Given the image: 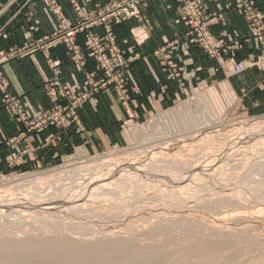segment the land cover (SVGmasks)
Listing matches in <instances>:
<instances>
[{
	"label": "rangeland",
	"instance_id": "1",
	"mask_svg": "<svg viewBox=\"0 0 264 264\" xmlns=\"http://www.w3.org/2000/svg\"><path fill=\"white\" fill-rule=\"evenodd\" d=\"M111 1L124 5L127 0H107L104 4L97 5L96 10L89 14H83L77 3H75V6L79 8L77 12L78 21L74 25H68L75 26L79 23L85 29V32L78 34L75 38V43L79 47L80 52H68L66 46L57 45L49 50L40 49L34 54L43 53L50 63L52 61L50 59V51L61 46L66 51V58L76 65L84 66L88 60H92L94 68L92 72L85 75L84 82L92 73H98L97 65H99V69H110L112 71L118 66L120 57L124 56L117 43V29L128 22H136L134 19L123 20L120 24L113 22L114 26L111 24L114 45L107 52H88L86 48L87 32H91L97 37H102L104 32H106L105 27L100 25L103 15L101 13L104 11V5ZM150 1L152 0H148L140 6L143 23L136 22L137 25L130 30L138 45L143 44L146 40V36L142 34L141 29L146 24L142 9ZM174 1L179 4L184 12L188 25V32L185 36L187 42L204 51L212 60L220 58L222 51L218 57H214L203 46L201 47L202 42L201 44L199 42L201 38L197 39V34L203 27L200 26L198 30L190 31L189 26L193 20L189 18L185 5H182L177 0ZM194 1L197 3L190 7V15L195 18L200 16L205 18L206 21H209L210 28L222 21V13L218 12L209 15L204 11L202 4L198 0ZM239 2V0L234 1V8L244 17L250 26L251 32L264 47V18L262 11L252 0H250L252 8L248 5H238ZM244 2H248V0ZM94 13L98 14L94 22L91 23L89 18ZM89 15L90 17H88ZM96 29L103 30V33L98 34L95 32ZM80 35L83 36L84 47H81L77 42V38ZM36 39L32 40L35 41ZM179 42L177 40L170 42L167 46L161 48V52L158 51L155 54H164L165 50H170ZM31 43L32 41H29L25 45L29 46ZM22 47L13 46L6 50H0V53L11 55L13 52L9 51ZM41 47L42 43L39 44V48ZM89 54H94L95 56L90 58ZM165 58L166 62H169L170 57L165 55ZM16 59L22 58H14L12 60ZM238 64H242L244 69L246 68L245 62L230 66L228 69L231 76L242 72L241 70V72L236 73L235 65ZM256 64L264 72V52ZM110 76L112 75L110 74ZM169 76L170 78L173 77L172 79L180 76L177 66H171ZM61 84L67 86L66 84ZM118 88H127L128 97L130 83L127 77ZM109 89L115 93L118 99L115 89ZM68 90L71 93V97H64L65 99L62 101V106L66 107L63 111V116L66 119H61L63 125L57 127L50 124L45 127L54 126L61 131L75 128L77 131H81L83 124L79 116L80 109L102 93L101 90L95 92L94 85H91L87 92L85 85L81 91H74L70 87ZM45 92L51 102V108L53 102L47 93L46 87ZM88 93H90L89 96L83 97ZM200 97L205 101L198 100ZM62 98L57 99L56 104H61ZM198 101L201 102V105ZM19 102L23 107L21 100ZM201 107L203 114L199 111ZM49 109L45 112H48ZM205 113L212 114L214 122H221L222 125L214 127L211 124H204L191 127V125L195 124L196 117L198 115L204 116ZM73 114H75L77 119L69 121V119H72ZM27 116L31 119L28 114ZM64 122L66 123L64 124ZM242 128H246V131H243ZM127 129L131 136V143L127 147L115 148L78 162L70 160L60 164H48L41 168L17 170L16 172L0 176V192L4 191L3 193H8L7 195L17 200H20V196L25 195L27 192L26 195L30 198L37 193L35 188L42 189L41 186L44 187L42 190L48 193L56 187H54L56 182L62 186H67L69 183L66 187L67 189H63L53 201L45 202L42 206V208H45L46 206L58 204L65 198L70 197V194L78 197L77 191L72 189L73 184H71L77 178L69 176L70 172L74 171L76 176H81L79 177L80 179H85L87 175L94 172L100 173L119 164L123 166L137 163V166L146 165L149 167L154 161L156 166H162L156 174L158 176L153 174L156 177H152L153 180L149 182L146 181L147 179L142 181V177L136 176L132 178L130 175V178L120 182L117 190L119 193L115 190L111 194H109V189L110 187L114 188L111 186V182L107 181L105 184H97L93 194L88 199H77L74 204L64 202L58 208L53 209H57L56 211L41 212L38 216L25 217L21 215L23 212L30 213L32 207L38 203L36 200V202H32V199L27 198L24 201H28L27 204L23 205H33L24 210L0 202V264H264V176L259 170L253 172L254 174L250 173V164L246 167L247 162L263 159H260L262 157L255 158L252 154L239 156L240 159L242 157L246 158L244 161H240L236 157V155H239L236 151L241 147L258 146L255 145L258 141L264 144V136L257 132L258 130L264 131V116H245L227 97H223L221 94L218 95L215 89H205L195 91L186 100L170 109L158 112L145 122L129 123ZM225 134L228 136H225ZM229 136V139H233L229 141L233 143L231 147L220 146L223 152L219 151L215 161H210L209 163L211 158L204 159L206 151H203L202 148L206 146L200 144L201 140L209 138L216 139L219 142ZM238 136L242 137L239 138ZM214 143L216 142L214 141ZM153 155H156L155 158L157 156L159 159L161 158L163 162H160L158 158L153 159ZM161 156L167 157V159L165 160ZM250 156L251 159L249 158ZM242 162L243 166L239 164ZM254 163L258 165L257 162ZM239 172L244 174L243 178ZM185 173L203 174V176L206 173L208 177L219 173L220 177L217 179H223L216 182L214 179H210L208 182H203V185H198L200 187L193 191L189 188L190 183L188 180L185 185H180V183L170 185L168 181L164 180L177 179L178 182H182L180 179L184 178L182 176ZM236 176L239 177L236 178ZM158 177L162 178V180H157L156 178ZM121 178L122 176L119 174L114 180L120 179L121 181ZM85 180L89 181L90 178ZM242 180L245 181L243 182L244 186L247 183L249 184L245 186V189L239 188V191H235L237 193L243 191V195L246 192L247 195L239 196L241 199L237 198V195L231 196L229 194L235 193L234 191H229L228 197L222 195H220L222 197H219L217 191H222L223 189L220 187L214 189L215 186H222L225 183L227 184L224 185L225 188H229V185L236 187ZM32 181L34 184L29 185ZM156 184L159 185L156 186ZM160 186L168 191H174L175 195L163 196L159 194L164 192L158 189L161 188ZM33 190L34 192H30ZM123 192L126 193L123 194ZM46 193L43 195H46ZM1 196L2 194H0ZM165 197H168V199ZM206 198L208 199L206 200ZM201 203L203 204L201 205ZM15 210L20 214H14ZM66 211L69 213L62 215ZM56 213L61 214L62 217L56 216ZM86 218L90 219V221L87 222ZM63 225L67 226L64 227Z\"/></svg>",
	"mask_w": 264,
	"mask_h": 264
},
{
	"label": "crops",
	"instance_id": "2",
	"mask_svg": "<svg viewBox=\"0 0 264 264\" xmlns=\"http://www.w3.org/2000/svg\"><path fill=\"white\" fill-rule=\"evenodd\" d=\"M106 1L0 0V50L22 47L34 38L53 32L58 25L54 8L59 9L68 24L74 25L78 21L74 3L83 14H89ZM198 1L207 14H223L222 21L211 28L215 40L221 44L222 56L212 60L187 42L184 12L174 0L150 1L142 9L146 19L145 26L141 27L146 36L143 44L138 45L130 33L136 22L117 29V43L128 64L126 77L130 91L126 102L119 101L111 89L103 91L80 109L81 131L75 128L61 131L54 126L28 131L14 120L0 95V176L70 160L78 162L127 147L131 143L129 123L145 122L198 90L215 89L245 116H264V72L256 64L264 47L234 8L235 0ZM252 1L264 18V0ZM95 32L102 34L103 30ZM82 37L78 36L77 42L84 47ZM175 40L180 42L164 54H155ZM50 52V63L38 52L11 60L2 68L10 94L21 100L31 118L51 106L45 86L55 77L54 69L59 72L61 83L81 91L85 75L94 68L92 60L84 66L72 63L61 46ZM165 55L170 57L169 62ZM241 62H245L246 68L231 76L228 68ZM172 65L180 72L174 79L169 76Z\"/></svg>",
	"mask_w": 264,
	"mask_h": 264
},
{
	"label": "built area",
	"instance_id": "3",
	"mask_svg": "<svg viewBox=\"0 0 264 264\" xmlns=\"http://www.w3.org/2000/svg\"><path fill=\"white\" fill-rule=\"evenodd\" d=\"M148 0H127L124 5H121L119 2L111 1L104 5V11L101 17L100 25H103L106 29L102 37H97L91 32H87L86 42H87V51L88 52H107L114 45L113 32L111 29V24L114 22L115 24H120L123 20L126 19H134L138 23H143L142 13L140 12V6ZM182 5H185L187 10V14L190 19L193 20L191 22L189 29L190 31L198 30L200 26L203 28L197 34V39L201 38V47L203 46L210 54H213L214 57H218L221 52V44L214 40V36L211 32V28L209 26V21H206L205 18L201 16L199 18H195L190 15V7L196 5L197 2L194 0H177ZM238 5H248L251 7L250 0L248 2H244L245 0H239ZM75 10L78 12L79 8L75 6ZM252 8V7H251ZM201 10V8H200ZM55 16L58 19V25L56 29L49 35L44 37H39L35 41L31 40V45L16 50H12L9 52H13L11 55L7 53H0V95L3 99V105L9 109L15 121H17L20 125L24 126L28 131H34L41 129L47 125L53 124L57 127H61L63 125V119H66L63 116V111L66 107H63V99L64 97H71V93L68 90L69 87L62 85L58 79L59 72L54 69L55 77L46 84V90L53 102V106L49 109L48 112L40 114L35 118H29L27 113L24 111L23 107L20 104V99L14 97L9 92V84L3 73V66L9 60L14 58H23L29 55H33L40 49L45 48L49 50L50 48L57 45H64L67 47L68 52H80L79 47L75 43V38L78 34L85 32L83 25L77 24L75 26H69L66 20L63 18L59 9H53ZM98 13H94L88 16L89 20L94 22L95 17ZM208 25V26H205ZM114 26V24H112ZM97 37V38H96ZM42 43V47L39 48V44ZM37 44V45H36ZM264 45V44H263ZM94 54H89V57H94ZM97 65V64H95ZM53 66V65H52ZM98 69V73H92L91 76L85 81V90L86 92L89 90L91 85H94L95 92L97 90H101V92L108 90L109 88H114L117 92L118 99L120 101H126L127 98V88L119 89L118 86L122 85L126 80L127 76V61L126 58L120 57L119 64L112 71L110 69H99V65L96 66ZM236 73L244 70V66L242 64L235 65ZM234 71V70H233ZM232 71V72H233ZM112 75L109 77V75ZM98 88V89H96ZM119 89V90H118ZM91 93V92H90ZM84 95L83 97L89 96V94ZM62 98L61 104H56L57 99ZM55 103V105H54ZM62 119V120H61ZM77 119L75 114H73L72 119ZM67 122V120H66ZM64 122V124L66 123ZM83 130V126H82Z\"/></svg>",
	"mask_w": 264,
	"mask_h": 264
},
{
	"label": "bare ground",
	"instance_id": "4",
	"mask_svg": "<svg viewBox=\"0 0 264 264\" xmlns=\"http://www.w3.org/2000/svg\"><path fill=\"white\" fill-rule=\"evenodd\" d=\"M173 78V77H172ZM205 98V97H204ZM198 100H200V101H205V100H203V98H198ZM200 101H198V102H200ZM199 105V104H198ZM197 105V106H198ZM200 105H201V102H200ZM206 106V105H205ZM209 108V107H208ZM206 109V108H205ZM202 107H201V110L199 109V111H200V113H202ZM206 110H208V109H206ZM190 111V110H189ZM205 111V110H204ZM206 112H209V111H206ZM190 113H191V111H190ZM203 114V113H202ZM198 116H200V115H198ZM196 117V121H195V124H193V125H191V127H196V126H201V125H204V124H211V126H220V125H222V123L221 122H214L215 120L213 119V116H212V114H209V113H205L204 114V116H200V117ZM201 121V122H200ZM242 130L243 131H246V128H242ZM257 132H259V134H261L262 136H264V131L262 130V131H260V130H258ZM246 133V132H245ZM246 134H248V133H246ZM225 136H228L227 134H225ZM239 138L240 137H242V136H238ZM215 138V137H214ZM230 138V136L229 137H225L224 139H221L219 142H217L216 141V139H209V138H205V139H203V140H201V145H205L206 147L205 148H202V150L203 151H206L205 152V154L206 155H204V159H208V158H211L210 160H209V163H210V161H215V159H216V155L219 153V151L220 152H223V149L220 147V146H222V147H231L232 145H233V143H231V142H229V141H232L233 139H229ZM214 141L216 142V143H214ZM263 141V140H262ZM260 144V145H259ZM255 145H258V146H254V147H241V148H239L236 152H238V154L239 155H236V157L237 158H239V156H248V155H253V157H262V158H260V159H263V160H257V161H250L249 163L247 162V164H246V167L247 166H249V164H250V170H249V172L250 173H253V172H255V171H261V173H262V175L264 176V144H262V142H260V141H258V142H256V144ZM257 148V149H256ZM255 149V150H254ZM256 153H255V152ZM184 152V151H183ZM158 155V154H157ZM161 155V154H160ZM159 155V156H160ZM149 157V156H148ZM156 157V155H153V159H157L158 158V160H160V162H163L162 160H161V158L159 159V157L157 156V158H155ZM161 157H163V156H161ZM172 158H173V156H171ZM252 157V158H253ZM144 158V157H143ZM150 158V157H149ZM165 160L167 159V157L165 158V157H163ZM162 158V159H163ZM172 158H170V159H172ZM176 158V157H175ZM242 158H244V157H242ZM241 158V159H242ZM248 158V157H247ZM250 159H251V156L249 157ZM240 159V158H239ZM240 159V161H244L246 158H244L243 160H241ZM164 160V161H165ZM237 160V159H236ZM248 160V159H247ZM152 161V160H151ZM156 161V160H155ZM176 161V160H175ZM174 161V162H175ZM239 161V162H240ZM157 162V161H156ZM177 162V161H176ZM253 162V164H251ZM254 162H257L258 163V165H255V163ZM154 165H155V163H154V161L152 162ZM236 163V162H235ZM237 163H238V161H237ZM152 164V165H153ZM160 164V163H159ZM158 164V165H159ZM163 164V163H162ZM239 164H242V166H243V162L242 163H239ZM151 165V164H150ZM146 166V165H141V166H137V163H134V164H126V165H123V166H120V164L119 165H115L113 168H109V169H106L105 171H102V172H100V173H92V174H90V175H87V177L85 178V179H88V178H90V180L89 181H87V180H85L84 178H82V179H80L79 177H81L80 175L79 176H76L75 174H74V171L73 172H70V174H69V176H72L73 178H77V179H75V181L73 182V183H71V184H73L72 185V189H74V191H77V193H78V197H77V195H74V194H70V197H68V198H65L64 200H62L61 202H59L58 204H55V205H51V206H46L45 208H42V206L45 204V202H50V201H53L56 197H58V195L62 192V190L63 189H67L66 187L69 185V183L67 184V186L66 185H61L60 183H58V182H56L55 183V185H54V187L55 188H53V190H51V191H49L48 193H46V192H44V190H42L44 187H42L41 186V188L42 189H40V188H35V191H36V189H37V193L36 194H34L33 196H31L30 198H28L27 196L28 195H26L25 193V195H23V196H20L21 197V199L20 200H17L16 198H12V196H9V195H7L6 193H3L4 191H1L0 192V194H2V196L0 197V202H2L3 204H7V205H10V206H13V207H15V208H18V209H20V210H24V209H26V208H28V207H30V206H32V205H27V206H24L23 204H27V202L28 201H26V202H24L27 198L28 199H32V200H30V201H32V202H36V201H38V203L37 204H35L33 207H32V210L30 211V213L29 212H27V213H29V214H27V213H25V212H23L21 215H23V216H25V217H30V216H38L39 214H41V212L42 213H44V212H47V211H56V210H53V209H55V208H58L62 203H64V202H70V203H72V204H74V202H75V200H77V199H82V198H87L88 199V197L91 195V194H93V190H94V188L96 187V185L97 184H105V183H107V181L108 182H111V186L112 187H114L113 189L110 187V191H109V194H111L113 191H117L118 189H119V184H120V182H122V180H126V178H130L129 176L131 175L132 176V178L133 177H136V176H139L140 178L142 177V181H144L145 179H147L146 181H151V180H153L152 179V177H156V176H158V175H156L157 174V172H159V169H161L162 168V166L161 167H158V166H154V167H156V168H154L153 166ZM134 166V167H133ZM135 166H137V167H135ZM160 166V165H159ZM235 167H237L236 165H234ZM242 166H241V168H242ZM158 167V168H157ZM246 167H244L245 169H246ZM148 168V169H147ZM249 169V168H248ZM240 171V170H239ZM156 172V173H155ZM230 172V171H229ZM76 173V172H75ZM220 173V172H219ZM219 173L218 174H214L212 177H208L207 175H206V173H204V176H203V174H194V173H191V174H183V176L182 177H184V178H181L180 180L182 181V182H178V180L177 179H164V180H166V181H168L169 183H170V185H172V184H179L180 183V185H185L186 183H187V180H188V182L190 183V185H189V188H191L192 189V191L194 190V189H198V187H200V186H198V185H203V182H205V181H209L210 179H214L215 180V182L216 181H218L219 179H217L218 177H220L219 176ZM238 173V172H237ZM240 173V172H239ZM246 174H247V172H245ZM121 175L122 176V178H121V181H120V179H118V180H114V179H116L117 178V176L118 175ZM153 174H155V175H153ZM240 174H242V173H240ZM254 174V173H253ZM252 174V175H253ZM239 175V174H238ZM243 175L244 174H242V178H243ZM248 175V174H247ZM252 175H251V177H252ZM261 175V176H262ZM84 176V175H83ZM253 176H255V175H253ZM237 177H239V176H236V178ZM249 177V176H248ZM69 178V177H68ZM179 178V177H178ZM244 178H246V177H244ZM71 179V178H70ZM92 179V180H91ZM157 180H159V179H161L162 180V178H160V177H158V178H156ZM183 179H185L184 181H183ZM223 179V178H222ZM222 179L220 178V180L219 181H222ZM251 179V178H250ZM258 179V178H257ZM227 180V179H226ZM225 180V181H226ZM263 180V179H262ZM50 181V180H49ZM15 182V181H14ZM46 182V181H45ZM155 182H156V180H155ZM214 182V183H215ZM243 182H245V181H241V183L240 184H238L236 187H233V186H231V185H229V188H225V184L224 185H222V186H215V185H212V186H215V188L214 189H216L217 187H220V188H222L223 190L222 191H217V194L219 195V197H222V196H224V197H228V195L230 194L231 196H234V195H237V198L239 197V196H245V195H247L246 194V192H245V195H243V191L241 192H239V193H237V192H235L236 190H240L239 188H242V189H245V186H248V184L249 183H247L245 186L243 185ZM25 183V182H24ZM36 183V182H35ZM40 183V182H39ZM65 183H66V181H65ZM157 183H159V182H157ZM218 183V182H217ZM228 183V182H227ZM13 184H15V183H13ZM32 184H34V182L32 181V182H30L29 183V185H32ZM109 184V183H108ZM205 184V183H204ZM213 184V183H212ZM229 184V183H228ZM245 184V183H244ZM251 184V183H250ZM262 184H263V182H262ZM59 185V186H58ZM127 185V184H126ZM136 185V184H135ZM138 185V184H137ZM145 185V184H144ZM147 185V184H146ZM157 185H159V184H156V186ZM167 185V184H166ZM169 185V184H168ZM227 185V184H226ZM243 185V186H242ZM22 186V185H21ZM21 186H19V187H21ZM39 186V185H38ZM13 188H14V186H12ZM49 187V186H48ZM115 187H116V189H115ZM130 187H131V185H130ZM133 187V186H132ZM137 187V186H136ZM161 188H158V187H156V188H158V189H161V190H163L164 192L163 193H159V194H161V195H163V196H168V195H175L174 193V191H168V190H166V189H164V188H162V186H160ZM197 187V188H196ZM71 188V187H70ZM128 188V187H127ZM126 188V189H127ZM155 188V189H156ZM167 188V187H166ZM19 189V188H18ZM88 189H89V192H88ZM123 189V188H122ZM200 189V188H199ZM202 189V188H201ZM248 189V188H247ZM255 189V188H254ZM2 190V189H1ZM5 190V189H4ZM8 190V189H7ZM25 190V189H24ZM46 190V189H45ZM104 190H106L105 188H104ZM124 190H125V188H124ZM129 190V189H128ZM157 190V189H156ZM252 190V189H251ZM16 191V190H15ZM130 191V190H129ZM132 191H134V190H132ZM229 191H234L235 193H229L228 194V192ZM30 192H34V190L33 191H30ZM118 192V191H117ZM131 192V191H130ZM130 192H129V195H130ZM139 192V191H138ZM148 192V191H147ZM155 192V191H154ZM200 192V191H199ZM203 192V191H202ZM46 193V195H43V194H45ZM119 193V192H118ZM126 192H123V194H125ZM127 193H128V191H127ZM132 193V192H131ZM208 193V192H207ZM4 194V195H3ZM12 194V193H11ZM122 194V195H123ZM138 194V193H137ZM195 194V193H194ZM214 194V193H213ZM241 194V195H240ZM20 195H22V193H20ZM31 195H32V193H31ZM133 195V194H132ZM198 195V194H197ZM203 195V194H202ZM205 196H206V194H204ZM216 195V194H215ZM220 195H222V196H220ZM256 195V194H255ZM141 196V195H140ZM157 196V195H156ZM201 196V195H200ZM211 196H213V195H211ZM26 197V198H25ZM126 197V196H125ZM131 197V196H130ZM182 197H184L183 195H182ZM199 197V196H198ZM208 197H209V195H208ZM214 197V196H213ZM217 197V196H216ZM218 197V198H219ZM252 197H254V196H252ZM116 198V197H115ZM118 198V197H117ZM166 199H168V197H165ZM202 198V197H201ZM236 198V197H235ZM23 199V200H22ZM127 199V198H126ZM144 199V198H143ZM203 199H205V198H203ZM208 198H206V200H207ZM239 199H241L240 197H239ZM36 200V201H35ZM104 200V199H103ZM155 200V199H154ZM183 200V199H182ZM249 200H250V198H249ZM262 200V199H261ZM19 201V202H18ZM113 201V200H112ZM210 201V200H209ZM254 201V200H253ZM130 202V201H129ZM183 202V201H182ZM184 202H186V201H184ZM205 202V201H204ZM208 202V201H207ZM86 203H89V202H86ZM127 203H128V201H127ZM132 203V202H131ZM187 203V202H186ZM184 204V203H183ZM203 203H201V205H202ZM85 205H87V204H85ZM85 205H82V206H85ZM129 205V204H128ZM239 206H240V204H238ZM8 207V206H7ZM201 207V206H200ZM202 209H203V207H202ZM259 209V208H258ZM61 211V210H60ZM199 211V210H198ZM209 211V210H208ZM221 211H223V210H221ZM77 212H80V211H77ZM14 214H20V213H18V211H14L13 212ZM69 212L68 211H66L64 214H62V215H65V214H68ZM86 213V212H85ZM56 216H60V217H62L61 216V214H57L56 213ZM127 216V215H126ZM18 217V216H17ZM22 217V216H21ZM18 218H20V217H18ZM87 222L88 221H90V219L88 220V218H86L85 219ZM245 220V219H244ZM263 220V219H262ZM127 221V220H126ZM167 221H169V220H167ZM125 222V221H124ZM164 223V222H163ZM51 224V223H50ZM61 224V223H60ZM255 225V224H254ZM64 227L65 226H67V225H63ZM62 227V226H61ZM64 227H62V228H64ZM69 227V226H68ZM56 228V227H55ZM66 229H68V228H66ZM61 230V229H60ZM65 234H66V232H65ZM16 236V235H15ZM50 236V235H49ZM91 244V243H90Z\"/></svg>",
	"mask_w": 264,
	"mask_h": 264
}]
</instances>
